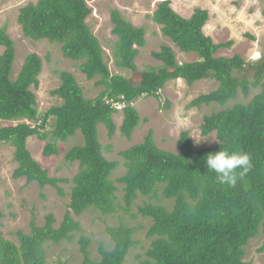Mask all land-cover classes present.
I'll return each mask as SVG.
<instances>
[{
    "label": "trees",
    "instance_id": "obj_1",
    "mask_svg": "<svg viewBox=\"0 0 264 264\" xmlns=\"http://www.w3.org/2000/svg\"><path fill=\"white\" fill-rule=\"evenodd\" d=\"M91 14L86 0H38L19 10L17 21L25 38L59 45L65 59L81 62L79 69L87 80L99 78L97 86L104 87L97 97L87 99L76 77L62 71L61 85L52 92L62 103L44 114L39 112L31 90L39 87L43 60L37 54L28 55L14 80L15 42L6 27L0 28V47L4 48L0 56V121L17 123L0 128V145L15 148L18 167L13 178L38 183L41 189L52 187L65 197L60 185L70 181L51 177L34 159L27 141L32 137L47 141L50 134L46 129L51 127L52 138L43 152L49 158L58 156L59 143H66L78 131L84 138L83 146L65 155L68 164H79V173L71 180L69 211L63 221L56 227V218L48 215L45 224L39 226L33 218L31 232H19L20 245L0 235V264H46L48 243L72 242L77 234L81 235L79 244L84 256L81 264H125L140 245L135 236L144 227L123 221L108 226L106 234L111 244L101 243L99 258H93V240L81 234L79 218L89 210L102 217L115 216L120 210L130 214L139 198L153 201L160 200V196L172 201V206L150 202L138 208L143 218L151 220L146 234L150 248L145 257L136 256L138 264H251L245 261L250 241L263 237L259 252L264 253V56L255 64L240 55L217 57L233 42L216 44L205 35L208 11L198 8L190 18H184L170 0H164L152 14V21L161 26L163 36L181 53L195 54L197 60L179 63L174 49L162 45L151 53L162 65L142 72L141 81L134 84L111 72L103 46L87 23ZM111 23L112 34L118 40L114 65L137 72L136 58L147 46L146 30L136 27L117 9L111 11ZM250 71L254 72L252 78L248 77ZM208 79L217 81L218 88L200 95L188 108L214 104L225 107L206 116L201 126L204 137L215 133L219 143L196 149L190 133L184 131L177 141V154L159 148L150 130L143 142L120 153L126 173L114 182L112 175L119 163L105 157L100 126L113 139L117 132L114 115L122 111L120 132L131 140L143 123L134 107L136 101L144 97L159 99V92L171 81L183 80L191 87ZM252 90L259 92L248 103L227 106L240 92L248 98ZM119 102L126 104L122 110L114 106ZM221 148L243 150L251 158V170L235 187L218 183L215 173L206 168L204 157ZM116 184L122 186V200ZM131 217L136 219L137 215ZM2 218L0 212V221Z\"/></svg>",
    "mask_w": 264,
    "mask_h": 264
},
{
    "label": "rangeland",
    "instance_id": "obj_2",
    "mask_svg": "<svg viewBox=\"0 0 264 264\" xmlns=\"http://www.w3.org/2000/svg\"><path fill=\"white\" fill-rule=\"evenodd\" d=\"M38 0H0V28L6 27L11 39L15 42L16 60L13 66L12 78L15 80L24 64L26 57L37 54L43 60V70L39 78V87L32 88L38 102V110L44 114L51 107L59 106L62 100L53 96L52 92L61 85L59 73L67 71L72 73L84 91L87 99H93L104 89L97 86L99 78L89 81L80 72L81 62H73L65 59L60 46L52 44L48 40L35 42L23 36L18 23L19 10L30 2ZM92 10L87 23L93 33L101 42L106 54L109 68L113 74L127 77L132 83L141 81L144 71L161 66L162 63L152 58L151 53L159 51L161 46L171 45L176 52L179 63L194 62L195 54H183L161 31V26L156 25L151 16L159 3L164 0H86ZM172 7L184 18H190L198 8L207 10L210 16L204 27V33L214 43L233 42L230 49H223L217 53V57H232L240 55L247 62L255 64L264 56V0H170ZM117 9L124 18L132 22L138 28L146 30L147 46L141 49L136 59L137 72L118 69L114 65L115 44L117 37L112 34L111 11ZM4 48L0 47V56ZM252 78L253 71L248 72ZM218 88V82L213 79L203 80L188 86L183 80L171 81L159 92V99L149 97L141 98L134 103L143 123L135 129L132 139L128 140L121 135L120 127L123 121V112L114 115L117 132L113 139H109L107 130L100 126V142L104 147V155L110 161L119 165L112 175V180L117 181L126 173L123 165L124 159L120 153L137 145L145 139L151 130L154 140L159 148L172 153H179L177 141L182 132L188 131L196 149L211 147L217 140L216 134L204 137L201 126L204 118L213 112L224 109L217 104L203 106L201 108H188L189 104L200 95L209 94ZM259 90H252L251 95L245 98L240 92L238 98L227 104L233 106L237 103H248ZM146 120V121H145ZM17 123L1 122L0 128L15 126ZM51 127L46 129L49 138L41 141L32 137L27 141V147L38 163L49 172V175L57 179H67L68 184L60 186L65 191V197L59 196L56 189L46 187L41 189L38 183L28 184L25 179L15 180L13 174L18 165L14 161L15 148L10 144L0 145V212L3 218L0 221V235L8 241L20 245L19 232L29 234L30 222L33 218L39 226H43L48 215L56 218V227H59L66 213L69 211L71 180L79 173V164H68L65 155L70 149L84 145V138L80 131L71 137L66 143H59V155L46 158L43 156L45 146L51 141ZM111 148V152L107 148ZM118 195L122 200V186L116 184ZM154 203L170 208L172 201L160 196V200L150 201L148 198H139L132 206L130 214L120 210L115 216L102 217L93 210L87 211L79 218L84 236L93 240L90 247L93 258H99L97 250L101 243L110 245L109 236L106 234L108 226H118L122 221L129 226H143L135 239L140 245L131 252L125 264H138L137 255L146 256L150 248V239L147 238V230L151 220L143 218L138 208L144 203ZM131 215H137L132 219ZM80 234H77L72 242L64 241L58 245L48 243L46 245V264H81L84 256L80 251ZM263 244V237L259 236L250 241L246 248L245 261L251 264H264V253L259 252Z\"/></svg>",
    "mask_w": 264,
    "mask_h": 264
},
{
    "label": "clouds",
    "instance_id": "obj_3",
    "mask_svg": "<svg viewBox=\"0 0 264 264\" xmlns=\"http://www.w3.org/2000/svg\"><path fill=\"white\" fill-rule=\"evenodd\" d=\"M215 141L219 143L218 140ZM204 160L208 172L215 173L217 182L229 187H235L252 168L251 158L243 150L229 151L221 148L215 153L207 154Z\"/></svg>",
    "mask_w": 264,
    "mask_h": 264
},
{
    "label": "built area",
    "instance_id": "obj_4",
    "mask_svg": "<svg viewBox=\"0 0 264 264\" xmlns=\"http://www.w3.org/2000/svg\"><path fill=\"white\" fill-rule=\"evenodd\" d=\"M118 110H122L125 107V104L117 103L114 105Z\"/></svg>",
    "mask_w": 264,
    "mask_h": 264
},
{
    "label": "crops",
    "instance_id": "obj_5",
    "mask_svg": "<svg viewBox=\"0 0 264 264\" xmlns=\"http://www.w3.org/2000/svg\"><path fill=\"white\" fill-rule=\"evenodd\" d=\"M168 46H171V45H168ZM172 47V46H171ZM175 51V50H174ZM195 62V61H194Z\"/></svg>",
    "mask_w": 264,
    "mask_h": 264
}]
</instances>
